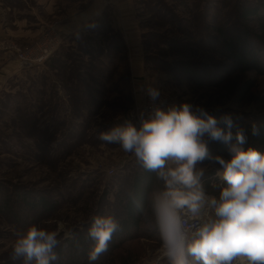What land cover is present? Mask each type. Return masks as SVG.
Segmentation results:
<instances>
[{"label":"rangeland","instance_id":"1","mask_svg":"<svg viewBox=\"0 0 264 264\" xmlns=\"http://www.w3.org/2000/svg\"><path fill=\"white\" fill-rule=\"evenodd\" d=\"M155 1H162L165 9L154 4ZM241 1L244 0H132L136 12L132 26L124 18L118 0H105V4H112L124 32L128 31V25L137 30L134 43L130 40L132 49L136 46L135 50L130 49L131 59L139 51L144 62L147 58L145 67L152 79L150 87L170 90L177 96L178 104L200 106L212 116L231 115L256 121L264 113V102L259 100L264 95V76L251 71L224 72L222 67H229L231 62L216 49L219 34L202 24L205 7L211 2L206 8L212 16L209 21H217L230 33L236 21L232 11ZM96 28L87 23L66 37L57 34L61 43L52 56L64 63L63 67L58 64V70L48 60L41 65L23 67L16 58L20 74L9 78L0 92V264H23L22 260L11 259L12 245L16 233L26 231L29 226L57 230L58 240L64 243L78 232L88 234L94 216L117 217L122 213L117 197L128 186L137 162L133 155L124 153L116 144L102 142L98 136L115 126L135 124L133 110L147 89L142 98L135 90L137 83L130 72L128 48L114 54L108 50V42H103L108 40V35L101 36ZM50 29L53 30L51 25L45 27L36 37L52 33ZM13 40L16 39L2 41L15 42L20 47L35 42ZM86 46L90 48L84 52ZM220 77L222 83L214 85ZM249 78L255 79L256 85L246 97L239 99L238 87ZM65 83L77 91L71 95L74 99L78 96L74 102L62 87ZM42 84H46L43 90L47 92L48 102L52 92L57 101L54 109L47 106L43 113L38 109V115L34 114L37 110L24 111L33 112L29 117L33 116L37 124L35 130L30 126L35 132L30 135L25 132L30 128H21L25 127L21 122H27L28 118L22 116L20 120L14 113L12 99L23 87L26 91L22 92V102L34 103L30 89ZM89 84L93 88L89 89ZM81 100L87 104H79L75 110V103ZM62 122L64 125L60 126ZM45 124L49 129L46 133L42 128ZM72 128L75 130L72 138L63 140L67 133H73ZM199 167L210 170L218 169L219 165L204 162ZM110 168L115 169L113 174H109ZM36 198L53 205L48 209L30 206ZM65 232L73 235L65 237ZM160 244L149 237L130 240L98 264H122L125 257L132 264H143L160 255ZM162 264H169L167 258H162Z\"/></svg>","mask_w":264,"mask_h":264},{"label":"clouds","instance_id":"2","mask_svg":"<svg viewBox=\"0 0 264 264\" xmlns=\"http://www.w3.org/2000/svg\"><path fill=\"white\" fill-rule=\"evenodd\" d=\"M147 94L152 101L160 96L153 87ZM233 127L231 115L218 121L204 108L181 102L166 108L154 104L147 114L140 112L138 126L128 122L99 133V140L133 155L161 182L149 194L147 205L133 203L141 219L157 229L160 254L169 264H264V151L245 148V130L236 127L233 133ZM259 134L253 123L252 135ZM210 141L225 144L230 159L213 155ZM205 161L219 165L218 194H210L203 183L205 170L199 165ZM120 229L113 215L93 217L88 228L94 242L89 264L108 250ZM59 234L35 225L18 231L11 259L56 264ZM72 235L65 232V237Z\"/></svg>","mask_w":264,"mask_h":264},{"label":"trees","instance_id":"3","mask_svg":"<svg viewBox=\"0 0 264 264\" xmlns=\"http://www.w3.org/2000/svg\"><path fill=\"white\" fill-rule=\"evenodd\" d=\"M154 4H158V6L161 9H165L163 7L162 1H155ZM209 4L212 5L211 2H209L207 4V7ZM207 7H205V14L202 24H204L205 29H209V31H215L219 34V38L216 39L217 41L216 49L227 61L231 62V65H229V67L228 66L222 67L223 71L228 72L229 74L236 72L251 71L254 72L257 76H264V0H244L243 2L241 1V4L235 6L232 11L233 16L236 18L235 28L230 33L225 31L223 25L217 24V21L214 22L209 21V19H211L212 16H210L209 11L206 9ZM88 24L97 27L96 31L101 36L108 35L107 36L108 40L103 41L104 44L108 42L107 45L109 46V49L108 47H106V49L110 50L111 52H114V54L116 53L120 54L122 51L126 49L124 38L121 32L119 31V29L113 26L111 12L108 9H106L101 16L89 21ZM143 40H145V37H143ZM143 44L146 49L147 46L145 41H143ZM89 48L90 47L86 46L84 52L89 50ZM102 51L105 52L104 49ZM90 53L91 52L88 51V54ZM53 56H51L48 62H51L50 64L51 66H54L55 70H58V66H59L58 64H60L63 67L64 63L60 58L58 59L56 58V56L55 57ZM66 57L70 59L69 56ZM98 58H101V56L99 55ZM109 61H111L112 65L114 66L113 59L109 57ZM145 63H147V58L145 60ZM108 73L109 71H107V74ZM63 78H66V75H64ZM221 83H222V77H220L214 83V85H219ZM65 84L66 85H62V87L69 92V96H70L69 98L71 99L72 102H74L75 99H78V96L75 95L76 98L74 99L73 96L71 95H74V92L77 93V91L73 90L72 85H69L70 83H65ZM255 85H256L255 79L249 78L245 80L238 87L237 97L239 99L246 97L248 92ZM88 86L89 89L93 88L91 87L90 84L87 85V87ZM45 87L46 84L45 86H43V84L41 86L34 85L33 88L30 89L31 97L35 101L34 103L28 104L22 102V95H23L22 92L26 91L23 90V87L20 88V91L17 94L16 98L12 99L14 103V109H13L14 113H17L19 115L20 120L22 116L28 118L27 122H21V124L25 126L21 128L23 129L30 128L29 131H25V132H29L30 135L35 134V132L31 129V127L34 126V130H35L37 124L36 122L33 121L34 120L33 116L29 117L32 115L33 112H28L25 114L24 111L25 110L27 111L29 109L33 111L37 110V112H35L34 114L38 115L40 113L38 109H40L41 112L43 113L44 110L45 111L47 110L46 108L49 107L50 109H54L56 105L57 100L55 93L53 94L52 92V95L49 96L50 101L48 102L46 95L47 92L46 90H43V88ZM76 87L77 86L74 85V88ZM90 92L93 93L92 91ZM259 100L264 102V95L260 96ZM1 101H2V97H0V102ZM35 103H36V107H34ZM79 104L86 105L87 103L84 100H81L80 103H75L74 109L75 108L78 109ZM214 117L218 121L221 118L219 116H214ZM232 118L234 121V125H236V127H241L245 130V133L247 135V143L244 145V147L247 148L249 146H252L257 148L258 150L264 151V113H262L260 118L256 121H246L242 117L240 118L235 116H232ZM253 123H255L260 130V134L258 136L252 135ZM62 125H64V122L60 123V126ZM79 126L80 125H77V127ZM218 126L223 128L225 131H228L226 125H224L223 123H220ZM45 127L42 126V128L45 129V133H46L49 129L48 126L46 128ZM236 127H233L231 129L233 133H235ZM50 130L52 131V127L50 128ZM69 130L71 129L69 128L68 131ZM82 130H84V128ZM74 131L75 130L73 129V133H67V136L63 140H67L69 137L72 138ZM234 142L235 141H233V143ZM208 146L210 152L213 155H219L225 159H230V154L225 144L221 142L211 141L210 144H208ZM205 163H209V162L205 161ZM216 169L212 168L210 170H205L203 183L207 191L218 194V190L216 189V187L210 185L208 181V178L212 177V175L216 172L215 171ZM161 186H162L161 182L157 179L155 173L144 170L141 167V165L137 162L135 169L132 171L128 186L117 197L119 199V205L122 213H120L116 217V219L120 222L121 229L113 235L112 240L109 242L108 250L103 254H101L99 259L93 262V264L100 263V261L104 257H106V255L112 254L124 242L139 239L141 237H149L154 240L157 239L158 241H160L159 237L157 238L158 231L155 228V226L154 225L150 226L141 219L133 201L136 200L142 204L147 205L148 197L151 191L154 188H158ZM35 200H36L35 202L33 201L32 203H29L30 206L42 207L43 209H45L46 206L48 209L51 208L53 205L48 200L41 201L40 199L37 198ZM84 232H78L76 233V235H74L71 238V240H66L64 241V243L61 242L59 243V245L55 249V251L59 256V259L56 262V264H89L88 253L92 248L94 242L91 239H89L88 234ZM132 263L131 261H129L127 257L122 259V264H132Z\"/></svg>","mask_w":264,"mask_h":264},{"label":"crops","instance_id":"4","mask_svg":"<svg viewBox=\"0 0 264 264\" xmlns=\"http://www.w3.org/2000/svg\"><path fill=\"white\" fill-rule=\"evenodd\" d=\"M118 2L124 11V18L132 26L133 20L136 19L132 0H118ZM106 9L111 12L113 26L119 29L129 50L130 72L137 83L135 90L142 98L144 91L150 87L152 79L148 75L144 57L140 51L136 58L131 59V50H135L136 46L132 49L130 40L134 43L137 30L127 24L128 31L124 32L119 26L118 16L112 4L106 5L105 0H0V92L3 87H6L9 78L20 74L19 63L15 64L14 61L17 57L2 40L15 38L25 43L35 41L39 39L36 36L49 25L55 34L66 37L85 27L89 21L101 16ZM137 49H139L138 45Z\"/></svg>","mask_w":264,"mask_h":264},{"label":"built area","instance_id":"5","mask_svg":"<svg viewBox=\"0 0 264 264\" xmlns=\"http://www.w3.org/2000/svg\"><path fill=\"white\" fill-rule=\"evenodd\" d=\"M49 32L52 33H47L46 35L41 36L39 39L35 40L34 43L28 44L25 47H20L16 43H6L5 46L13 50V55H15V57L20 60L21 66L28 67L34 64L41 65L51 58L61 43L60 36H57V34L53 33V30L51 29ZM158 90L160 92V96L156 101H152L146 91L145 97L136 104L132 117L134 123L137 126L139 124L140 112L143 111L145 114H147L154 104L164 108L170 106L173 103L178 104L177 96L172 91L161 88H158ZM108 172L109 174H113L115 169L110 168ZM215 173L212 175V177L208 178L209 184L212 186L220 183L219 178L215 175ZM208 192L210 194H215L210 191ZM162 258L163 257L160 254L156 259L147 261L143 264H162Z\"/></svg>","mask_w":264,"mask_h":264}]
</instances>
